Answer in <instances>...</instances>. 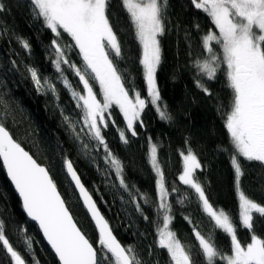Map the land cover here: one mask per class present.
I'll use <instances>...</instances> for the list:
<instances>
[{
    "label": "trees",
    "instance_id": "16d2710c",
    "mask_svg": "<svg viewBox=\"0 0 264 264\" xmlns=\"http://www.w3.org/2000/svg\"><path fill=\"white\" fill-rule=\"evenodd\" d=\"M3 2L8 10L0 13V124L39 164L49 169L85 236L99 248L98 231L64 169L65 157L73 161L84 185L121 244L131 246L142 264H171L167 251L159 248L157 243L158 178L149 156L151 143H156L166 187L171 193L169 203L174 217L171 228L182 243L192 246L195 254L197 242L192 226L185 217H190L203 232L208 231L209 224L194 191L179 180L183 170L180 153H186L190 148L197 156L202 168L196 171L195 177L214 206L233 215L238 207V188L231 163L234 147L225 126L233 95L225 74L226 66H221L215 79L204 78L201 81L211 92L210 96L196 83L198 71L194 68V61L207 56L202 47V38L209 30H215L210 19L195 9L190 0H168L166 31L160 37L162 63L157 71V83L171 120H161L155 107L149 104L142 113L143 125L137 124L138 134L133 137L127 131L126 121L118 108L114 107L111 117H107L116 123H109L103 134L109 149L123 163L126 183L130 189H138L148 198V203L140 201L141 213L128 192L120 187L114 170L105 163L103 146L97 149V142L86 135L85 129L80 133L81 139L88 145L85 152L80 140L65 122L64 117H70L77 126V132L83 126L81 110L77 108L69 89L58 78L60 74L52 63L50 45L53 39L71 45L66 51L67 57L71 63L83 68L82 55L74 41L63 32L57 38L45 26L42 18L33 15L30 0ZM109 19L122 47L121 57L114 58V62L123 75L125 87L132 90L130 94L139 91L142 97L147 98V85L140 63L142 47L121 0H110ZM21 40L29 42L30 51L23 48ZM214 47L220 51L219 46ZM26 66L37 68L42 77L51 79L56 85L58 98L51 92L38 90ZM62 67L73 87L83 92V85L74 71L67 65ZM90 83L100 95L98 83ZM118 129L126 131L127 144L121 141ZM239 159L244 172L240 178V188L249 198L264 205V163L247 161L243 157ZM173 188L176 191L173 192ZM180 200L184 202L180 203ZM0 219L4 221L5 235L13 247L24 255L28 264H60L43 240L38 226L26 217L1 161ZM254 231L264 237V218L254 217ZM25 236L32 239L30 250L24 242ZM238 238L242 243L247 241L248 231L239 228ZM216 239L227 252L229 238L217 232ZM199 260L202 264V257ZM0 264H12L2 246Z\"/></svg>",
    "mask_w": 264,
    "mask_h": 264
},
{
    "label": "snow or ice",
    "instance_id": "6c2138e0",
    "mask_svg": "<svg viewBox=\"0 0 264 264\" xmlns=\"http://www.w3.org/2000/svg\"><path fill=\"white\" fill-rule=\"evenodd\" d=\"M190 2L210 19L215 29L209 30L202 38V47L207 56L194 61V68L198 71L197 86L210 96L211 92L201 81L204 78L215 79L221 66H226L225 74L233 95L225 126L234 147L231 163L239 189L240 178L244 175L239 158L264 163V0ZM30 3L33 15L38 19L42 18L45 26L57 38L61 37L62 32L67 33L82 55L83 68L71 63L67 57L66 51L71 45L62 44L59 39L51 41L52 63L60 74L58 78L69 89L77 108L81 110L83 126L77 132V126L70 117L65 116V122L80 140L85 152L88 145L80 136L85 129L86 135L97 142V149L103 146L105 163L114 170L120 187L128 192L137 211L142 213L140 201L148 203V198L139 193L138 189L133 191L129 188L123 175V163L109 149L103 130L109 127V123H116L115 120L106 118L111 117L114 107L119 109L126 121L127 131L133 137L138 134L137 124L143 125L142 113L149 104L155 107L161 120H171L157 83V71L162 63L160 37L166 31L168 0H121L134 28L135 37L142 47L140 63L147 85V98L142 97L139 91L130 94L132 90L125 87L123 75L114 62V58L121 57L122 47L109 19L110 0H30ZM7 10V5L0 0V13ZM21 43L24 49L31 50L27 40H21ZM214 45L219 46V52ZM63 65L74 71L83 85V92L77 91L64 75ZM27 71L38 90L51 92L58 98L56 85L51 79L42 77L35 67H27ZM90 81L98 83L102 100L97 98ZM118 131L121 141L127 144L126 131ZM180 155L183 170L179 180L194 191L198 204L207 217L209 228L207 232H203L198 224H193L190 217H185L192 226L197 242L195 254L192 246L182 243L172 230L174 217L169 203L171 193L166 187L164 171L158 160V145L151 143L150 163L158 177L157 243L159 248L167 251L171 264H201L200 257L202 264H264V237L254 231V217L264 218V205L249 198L241 189L234 215L217 208L210 202L204 187L195 177L196 171L202 168L197 156L190 148ZM0 158L22 198L27 216L38 223L61 264H142L135 250L131 246L122 245L113 234L112 227L82 183L71 159L64 158V169L79 190L99 231V248L94 247L77 226L49 169L25 151L3 124H0ZM172 191L176 189L173 188ZM144 218L148 219L147 216ZM239 228L246 229L249 233V239L243 243L238 238ZM217 232L229 238L227 252L218 245ZM24 242L30 250L31 237L25 236ZM0 246L6 250L12 264H28L24 255L13 247L5 235L2 219Z\"/></svg>",
    "mask_w": 264,
    "mask_h": 264
},
{
    "label": "water",
    "instance_id": "95a60500",
    "mask_svg": "<svg viewBox=\"0 0 264 264\" xmlns=\"http://www.w3.org/2000/svg\"><path fill=\"white\" fill-rule=\"evenodd\" d=\"M10 133V132H9ZM14 139V138H13ZM25 151H27L26 149H25ZM28 152V151H27ZM29 153V152H28ZM30 154V153H29ZM31 155V154H30ZM32 156V155H31ZM33 157V156H32ZM34 158V157H33ZM35 159V158H34ZM0 161H1V163H2V165H3V160H2V158H0ZM45 167V166H44ZM3 168H4V166H3ZM4 170H5V173H6V175H7V171H6V169L4 168ZM67 174V173H66ZM67 176H68V174H67ZM7 177H8V175H7ZM8 179H9V181H10V183H11V185H12V187H13V189L15 190V192L17 193V195H18V197H19V199H20V201H21V204H22V208H23V201H22V198L19 196V194H18V192L16 191V189H15V186H14V184L11 182V180H10V178L8 177ZM68 179H69V181H70V183L72 184V186H73V188H74V190H75V192H76V194L78 195V198H79V200H80V202H81V204H82V206L84 207V209H85V211H86V213H87V215L89 216V218H90V220L92 221V223L94 224V226H95V222H94V220L92 219V217H91V215H90V213L88 212V210H87V208H86V206L84 205V203H83V199H82V197L80 196V194H79V190L75 187V185H74V182H72L71 181V178H70V176H68ZM82 180V179H81ZM82 183H83V181H82ZM84 184V183H83ZM86 187V186H85ZM87 188V187H86ZM57 189H58V187H57ZM88 190V189H87ZM58 191H59V189H58ZM89 191V190H88ZM59 193L61 194V192L59 191ZM90 193V192H89ZM91 194V193H90ZM61 196H62V194H61ZM93 197V196H92ZM62 198H63V196H62ZM64 199V198H63ZM94 199V198H93ZM65 201V200H64ZM65 204H66V202H65ZM66 206H67V204H66ZM68 207V206H67ZM98 207V206H97ZM69 209V208H68ZM23 211H24V213H25V215H26V217L30 220V221H32V222H34L37 226H38V223L37 222H35V221H33L30 217H28L27 216V213L25 212V210H24V208H23ZM70 211V210H69ZM71 212V211H70ZM101 212V211H100ZM72 214V213H71ZM102 214V213H101ZM103 215V214H102ZM72 216H73V214H72ZM73 219L75 220V218H74V216H73ZM106 219V218H105ZM75 222H76V220H75ZM76 224H77V222H76ZM77 226H78V224H77ZM79 227V226H78ZM38 228H39V226H38ZM80 228V227H79ZM95 228H96V230L98 231V229H97V227L95 226ZM81 229V228H80ZM39 230H40V232H41V234H42V237H43V240L45 241V243H46V245L50 248V250L52 251V253L55 255V257L58 259V261H59V258H58V256L55 254V252H54V250L51 248V246L48 244V242H47V239L44 237V235H43V232H42V230L39 228ZM82 231V230H81ZM83 232V231H82ZM98 234H99V231H98ZM113 234H114V232H113ZM115 235V234H114ZM95 247V246H94ZM59 263L61 264V262L59 261Z\"/></svg>",
    "mask_w": 264,
    "mask_h": 264
},
{
    "label": "rangeland",
    "instance_id": "374dc122",
    "mask_svg": "<svg viewBox=\"0 0 264 264\" xmlns=\"http://www.w3.org/2000/svg\"><path fill=\"white\" fill-rule=\"evenodd\" d=\"M96 94H97V93H96ZM97 98L102 100L101 93H100V95L97 94ZM106 118H107V116H106ZM157 178H158V177H157ZM239 190H241L240 185H239V189H238V195H239Z\"/></svg>",
    "mask_w": 264,
    "mask_h": 264
}]
</instances>
